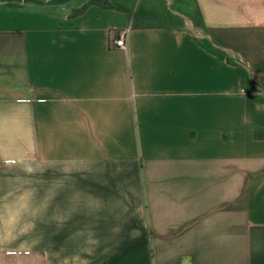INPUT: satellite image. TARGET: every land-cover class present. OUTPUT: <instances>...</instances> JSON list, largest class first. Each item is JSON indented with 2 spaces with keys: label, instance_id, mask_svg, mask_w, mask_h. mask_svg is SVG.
I'll return each instance as SVG.
<instances>
[{
  "label": "crops",
  "instance_id": "obj_1",
  "mask_svg": "<svg viewBox=\"0 0 264 264\" xmlns=\"http://www.w3.org/2000/svg\"><path fill=\"white\" fill-rule=\"evenodd\" d=\"M195 3L0 8V264H264V0Z\"/></svg>",
  "mask_w": 264,
  "mask_h": 264
},
{
  "label": "rangeland",
  "instance_id": "obj_2",
  "mask_svg": "<svg viewBox=\"0 0 264 264\" xmlns=\"http://www.w3.org/2000/svg\"><path fill=\"white\" fill-rule=\"evenodd\" d=\"M46 4L49 0H43ZM88 0H67L53 5H30L24 6L23 10L38 11L56 17H70L73 11L79 9ZM130 13L135 14L137 11L146 12L150 15L149 22L152 24H169L173 27H178L190 21L180 15L178 12L183 9L192 10L193 6L190 0H128L127 3H120ZM179 18L180 21H178Z\"/></svg>",
  "mask_w": 264,
  "mask_h": 264
},
{
  "label": "trees",
  "instance_id": "obj_3",
  "mask_svg": "<svg viewBox=\"0 0 264 264\" xmlns=\"http://www.w3.org/2000/svg\"><path fill=\"white\" fill-rule=\"evenodd\" d=\"M63 1L67 0H49L46 4H43V0H0V8L8 9V10H13V11H27L23 10V7L26 5H37V6H44V5H53L55 3H60ZM193 6V9L187 10L183 9L180 10L178 13L182 15L183 17L187 18L193 25L194 29L200 31V32H205V27L200 15V12L196 6L195 0H190ZM89 6H97L103 10H114L118 12H122L126 15L127 18L132 19L133 21V27L138 26H148V27H159V28H167V29H173V30H180L183 29L184 27L182 24L178 27H173L169 24L166 25H161V24H152L149 22L148 17L150 15L146 12L142 11H137L135 14H130L122 4L119 3H110L108 0H88L85 4H83L79 9L73 11L72 15L69 17V19H72L74 17H77L81 15ZM178 19L179 18H175ZM228 62L229 59H227ZM243 89L247 92H256L259 91L260 89H254L250 87L248 82L243 83ZM262 132L257 131L254 133V138L257 140L262 139Z\"/></svg>",
  "mask_w": 264,
  "mask_h": 264
},
{
  "label": "built area",
  "instance_id": "obj_4",
  "mask_svg": "<svg viewBox=\"0 0 264 264\" xmlns=\"http://www.w3.org/2000/svg\"><path fill=\"white\" fill-rule=\"evenodd\" d=\"M130 32L131 25H128L122 29L111 30L109 34L110 49L126 53L128 49V38Z\"/></svg>",
  "mask_w": 264,
  "mask_h": 264
}]
</instances>
